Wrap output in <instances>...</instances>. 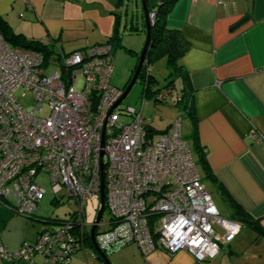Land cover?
<instances>
[{"label": "built area", "instance_id": "1", "mask_svg": "<svg viewBox=\"0 0 264 264\" xmlns=\"http://www.w3.org/2000/svg\"><path fill=\"white\" fill-rule=\"evenodd\" d=\"M155 18L152 13V24ZM51 52L47 57L12 46L0 34V203L37 219L46 195L37 178L47 174L54 201L69 195L77 210L65 220L42 221L54 228L16 251L0 246V256L11 263L41 256L44 264H72L74 254L87 248L96 258L87 246L94 221L86 220V202L100 198L103 172L110 219L97 227L102 251L121 242L144 255L160 249L187 251L198 263L216 259L242 225L220 216L182 134V118L155 141L143 111L116 105L124 91L110 83V44ZM17 92L31 93L33 105L24 107ZM45 106L49 116L41 117ZM251 137L258 139L255 132ZM101 226L107 229L99 231Z\"/></svg>", "mask_w": 264, "mask_h": 264}, {"label": "crops", "instance_id": "2", "mask_svg": "<svg viewBox=\"0 0 264 264\" xmlns=\"http://www.w3.org/2000/svg\"><path fill=\"white\" fill-rule=\"evenodd\" d=\"M159 2L147 0L149 7L154 5L149 10ZM99 4L98 0H0V18L14 33L66 53L59 43L86 31L91 20L94 33L106 37L97 43H106L115 31L120 32L116 11L107 12ZM142 20L145 26L144 14ZM166 20L189 46L181 64L189 76L197 133L209 165L210 173L199 167L203 183L219 214L227 213L230 219L239 205L264 228V0H179ZM138 27L133 20V31ZM187 122L191 136L194 122L189 118ZM253 132L258 139L251 137ZM31 221L42 223L0 203V246L16 251L34 242L41 230L33 237ZM237 237L212 261L236 253L232 244ZM262 239L255 237L251 245ZM147 257L150 264L204 263L187 251L170 254L157 249ZM254 257L263 260L261 255ZM0 264H44V259L35 256L32 262L11 263L0 256Z\"/></svg>", "mask_w": 264, "mask_h": 264}, {"label": "rangeland", "instance_id": "3", "mask_svg": "<svg viewBox=\"0 0 264 264\" xmlns=\"http://www.w3.org/2000/svg\"><path fill=\"white\" fill-rule=\"evenodd\" d=\"M102 4H99L101 9L109 11H116L118 15L117 21H120V32L121 41L120 45H115L112 48V55L114 57V73L110 80V83L113 87L119 90H125L132 75L133 70L137 66V60L139 55L144 47L146 41V32L143 26V3L142 0H98ZM112 5V8H111ZM148 5V4H147ZM102 6V7H101ZM111 8V9H110ZM148 8L153 9L154 5ZM150 9V10H151ZM99 12V11H95ZM93 16V12L89 13ZM134 16V17H133ZM115 17V15L113 16ZM92 19V17H90ZM133 20L134 26H139L138 32L133 31ZM84 32L75 33L73 37H64L62 42L59 43L64 46V49L71 53V50L91 46L97 42H103L106 37L99 36L93 31V22ZM95 27V26H94ZM126 29V30H125ZM29 41H34L33 38H28ZM36 40H40L39 37H36ZM105 42V41H104ZM77 51V50H76ZM74 52V51H72ZM151 74L157 80V88H164L165 85L171 80L170 79V70L167 67V62L165 59L158 60L156 63L152 64L149 68ZM51 71L60 72V67H51ZM144 82L142 79H138L136 84L131 89L128 96L120 105V109H135L137 112H141L143 109V116L154 129L157 131H164L168 125L175 118L182 115L180 109L175 107L172 103L170 104H155L154 98L144 99L143 89ZM18 101L24 107H30L33 105V95L31 93L27 94L25 97L21 95V92L16 93ZM145 102V105H144ZM50 109L45 106L43 110L39 113L41 117H48ZM182 134L189 141L190 128L187 124V118L185 115H182ZM188 125V126H187ZM159 133L155 135L154 140L159 139ZM191 143V142H190ZM37 182L45 190L46 195L44 200L40 203V208L36 213L37 220L46 221L54 223L56 220H65L68 219L74 212L77 210L76 203L69 195H66L61 202L54 203V194L52 192V183L51 179L47 174H42L37 178ZM12 190V188H11ZM210 193V192H209ZM214 198V197H213ZM11 203H15L13 194L9 196ZM100 205V198L94 197L89 199L86 202V220L93 222L97 216L98 209ZM220 216L223 218H228L229 214H224L220 211ZM110 219V214L108 211L104 212L103 222H108ZM31 221V230L32 236L36 235V232L39 230H51L52 227L46 223H40ZM106 226H101L99 231L106 230ZM33 236V237H34ZM256 234L252 233V230L245 226L244 230L237 237L236 241L232 244V250L236 253L233 255L224 254L218 260L212 262H204L200 264H262L264 262V238L258 244L251 245L255 240ZM240 246V250H237V247ZM110 261V264H150L149 257L146 258L141 250L134 244L124 246L122 243L118 242L113 246L107 248L104 252ZM161 253V252H157ZM156 253V254H157ZM155 254V255H156ZM254 255H261L262 259H256ZM258 258V257H257ZM72 264H103L100 260H97L93 257L91 252L86 248L84 251L76 252L72 258Z\"/></svg>", "mask_w": 264, "mask_h": 264}, {"label": "trees", "instance_id": "4", "mask_svg": "<svg viewBox=\"0 0 264 264\" xmlns=\"http://www.w3.org/2000/svg\"><path fill=\"white\" fill-rule=\"evenodd\" d=\"M178 1L179 0H160L159 4L155 8L156 18L154 23L152 24L151 43L146 55L147 66L143 68L142 73L140 75V79L143 80L145 85L143 89V96L144 99L154 98L155 104L172 103L175 107H178L180 109L182 115H185L186 118H189L191 121L194 122L193 133L189 137V141L193 144L192 148L197 158L196 161L198 167L203 169V171H205L206 173H210L209 165L205 155V150L200 143L195 124L196 121L192 87L189 82L188 73L185 70L184 66L181 64V61L185 56L186 52L188 51L189 46L178 30L171 29L168 27L166 20V17ZM243 20H241V22ZM134 31L138 32L139 29H134ZM0 34L12 46H19L26 49H34L43 52L47 57H49V55L51 56V50H53L52 48L43 44L41 41H29L23 35L14 33L13 31H11L8 23L2 18H0ZM120 41L121 35L118 31H115L111 39L106 43L110 44L113 48L115 45H120ZM163 59H165L167 62V67L170 70L171 80L165 85L164 88L159 87L155 89V87L158 85L157 80L151 74V70H148L152 64L156 63L158 60ZM138 61L139 58L137 60V64ZM134 72L135 69L133 70V74ZM182 115H180V117ZM152 132L155 134H160L164 131H157L156 129H154ZM236 208V212L231 215L230 219L241 223V225L250 226L255 231L257 235V240L260 238H264V228L260 225V223L253 221L249 214L239 205ZM87 246L93 251L97 258L98 254L95 252L92 242H90L89 239L87 241Z\"/></svg>", "mask_w": 264, "mask_h": 264}, {"label": "water", "instance_id": "5", "mask_svg": "<svg viewBox=\"0 0 264 264\" xmlns=\"http://www.w3.org/2000/svg\"><path fill=\"white\" fill-rule=\"evenodd\" d=\"M142 3H143L144 22L146 26V41L139 55V61L135 68V72L132 78L130 79L126 89L124 90L123 95L121 96V98L119 99L116 105L121 104L124 101V99L128 96L131 89L133 88V86L136 84V82L140 78L143 68L147 66L146 55L150 48L151 36H152V23L150 20V15L152 13H155V10H152V11L149 10L148 5H147V0H142ZM103 143H104V136H103ZM101 177H102V184H101L100 205H99L97 216L94 220V226L91 228V231H90V237H91V241L94 246V250L98 254V257H99V258L97 257L96 259H99L104 264H110V261L108 260L104 251H102L96 243L97 227L99 223L101 222L103 215H104V211H105V183H104V173L103 172H102Z\"/></svg>", "mask_w": 264, "mask_h": 264}]
</instances>
